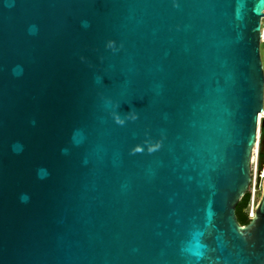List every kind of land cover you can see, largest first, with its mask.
<instances>
[{"label":"water","instance_id":"1","mask_svg":"<svg viewBox=\"0 0 264 264\" xmlns=\"http://www.w3.org/2000/svg\"><path fill=\"white\" fill-rule=\"evenodd\" d=\"M264 0H0V264H264Z\"/></svg>","mask_w":264,"mask_h":264},{"label":"built area","instance_id":"2","mask_svg":"<svg viewBox=\"0 0 264 264\" xmlns=\"http://www.w3.org/2000/svg\"><path fill=\"white\" fill-rule=\"evenodd\" d=\"M263 22H264V18L262 19V22H261V45L262 44L264 45V35H263L264 23ZM261 116H263V117H261ZM259 117L260 118H259L258 136H257V150H256V153H255V156H254L253 166H252V181H251V184H250L249 190H248V193H250V196H251L250 205H249V209H248V216H249L250 219L254 217L256 205H257L258 200H259V196L257 195V197H256V177H253V174H254V172L256 173V171L258 169V161H259V148H258V145H259V139H260V136H261V133H260V128H261L260 122L262 120H264V111L261 114H259Z\"/></svg>","mask_w":264,"mask_h":264},{"label":"trees","instance_id":"3","mask_svg":"<svg viewBox=\"0 0 264 264\" xmlns=\"http://www.w3.org/2000/svg\"><path fill=\"white\" fill-rule=\"evenodd\" d=\"M261 138L264 139V121L260 128ZM264 160V152L259 151V166L258 169L261 170V165ZM250 193H247L242 200L239 202L236 208V217L241 225H247L250 222V218L248 216V209L250 205Z\"/></svg>","mask_w":264,"mask_h":264},{"label":"rangeland","instance_id":"4","mask_svg":"<svg viewBox=\"0 0 264 264\" xmlns=\"http://www.w3.org/2000/svg\"><path fill=\"white\" fill-rule=\"evenodd\" d=\"M264 23V22H263ZM261 56H262V61L264 64V45H261ZM264 120L260 122V126L262 125ZM259 151L264 152V139L261 138L259 139V145H258ZM261 165V170L257 169L256 173L254 172L253 177H256V197L257 195L260 197V191H261V185L264 177V160ZM258 166H259V161H258ZM253 191V190H252Z\"/></svg>","mask_w":264,"mask_h":264},{"label":"flooded vegetation","instance_id":"5","mask_svg":"<svg viewBox=\"0 0 264 264\" xmlns=\"http://www.w3.org/2000/svg\"><path fill=\"white\" fill-rule=\"evenodd\" d=\"M260 55H261V47H260ZM261 60H262V56H261ZM263 64V61H262ZM263 69H264V64H263Z\"/></svg>","mask_w":264,"mask_h":264},{"label":"bare ground","instance_id":"6","mask_svg":"<svg viewBox=\"0 0 264 264\" xmlns=\"http://www.w3.org/2000/svg\"><path fill=\"white\" fill-rule=\"evenodd\" d=\"M263 35H264V32H263ZM261 117H263V116H261Z\"/></svg>","mask_w":264,"mask_h":264}]
</instances>
